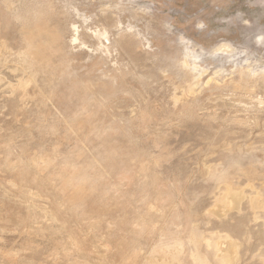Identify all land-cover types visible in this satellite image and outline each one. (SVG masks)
Wrapping results in <instances>:
<instances>
[{
	"label": "rangeland",
	"instance_id": "1",
	"mask_svg": "<svg viewBox=\"0 0 264 264\" xmlns=\"http://www.w3.org/2000/svg\"><path fill=\"white\" fill-rule=\"evenodd\" d=\"M0 264H264V0H0Z\"/></svg>",
	"mask_w": 264,
	"mask_h": 264
}]
</instances>
